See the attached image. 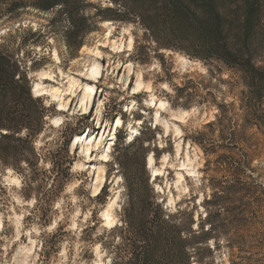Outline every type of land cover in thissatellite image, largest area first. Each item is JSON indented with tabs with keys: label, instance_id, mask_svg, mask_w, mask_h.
<instances>
[{
	"label": "rangeland",
	"instance_id": "obj_1",
	"mask_svg": "<svg viewBox=\"0 0 264 264\" xmlns=\"http://www.w3.org/2000/svg\"><path fill=\"white\" fill-rule=\"evenodd\" d=\"M86 1L102 8L110 7L102 6L106 0ZM95 11L90 8L85 15L93 17ZM55 12L56 10L53 13H41L27 8L19 11L16 18L0 14V30L4 32V35H0V41H3L0 45L10 52L17 51L19 59L22 55H29L26 64L30 87L33 86L34 90V86L37 85L39 91H56L61 94L66 90L68 94L64 95V99L69 101L66 105L68 111H72L74 107L79 110L75 127L64 128L55 139L53 132L56 129L46 130L36 140L34 147L40 159L35 172L37 179L35 183L23 182L21 175L0 168V254L4 253L6 243L4 238L16 237V243L12 244V248L15 249L17 243H28L29 237L25 236L24 232L35 226L41 230L39 237L35 234L31 237L36 264H61V261L63 264H91L95 259L93 248L97 244L89 241L102 235L105 230L120 225L121 207L125 201L124 192L120 193V200L117 201L120 207L109 209V205L115 199V192L121 187L124 188L125 183L122 172L114 162L117 155L115 149L120 140L126 144L125 125L141 120L143 124L140 125V130L145 124L150 123L151 129L156 126V131L146 136L150 142L149 151L144 158L151 187L155 193L165 198L166 205L169 200L172 201L170 207H176L178 204L182 209L196 208L197 212L194 214L196 224L197 214L201 217L205 214L198 203L203 194L210 195L208 180L213 177V173L203 175L206 158L197 146L183 137L192 135L207 122L212 121L215 110L195 104L187 110L172 108L168 104L167 95L173 96V93L160 90L158 85L168 82L179 86L187 80L186 75L198 79L205 74V69L200 63L171 52H160V55H157L151 51L145 60L141 61L139 53L134 52V43L137 41L145 45L141 39L142 33L131 25L113 22L98 23L95 24V28L91 25L81 48L71 53L64 47L62 41V34L67 28L66 22L56 19L51 23ZM105 24L108 27H104ZM114 49L116 51H113ZM53 56L60 61L56 65L59 73L56 68L49 71L55 63ZM39 57L40 60L37 59ZM34 58L38 60L37 70L32 69L33 65H30ZM154 63L159 64V71L153 67ZM109 72L112 76L107 75ZM106 77L109 83L118 82L124 85L125 90L132 95L117 104L113 94L123 93L118 87H107L104 83ZM84 84L95 86L92 94H84L85 89L80 88ZM149 87L152 89L151 93L147 91ZM219 89L221 93L226 91L222 86ZM153 94L157 96V103L152 108H146L143 99ZM47 96L40 95L34 98L43 101ZM225 99L226 103L232 102L231 96H226ZM130 100L136 101V111L132 113L124 111ZM165 101L168 104L167 109L158 107ZM52 107L55 114V105ZM237 110L236 112L240 113ZM117 120L120 121L118 125L115 124ZM237 131L239 132L237 141L230 145L231 143L226 140L225 144L229 146V151L223 153L228 158H234L238 164L244 163L246 157L252 159L250 168L253 169V215H249V218L246 216L248 225L244 228L237 226L236 220H241V217L235 216L236 213L228 216L226 223L229 225L227 230L229 232L226 238H219L218 247L213 241H208L207 247L211 254L203 253L201 264L217 262L264 264V135L254 124L246 134L241 133L238 128ZM228 133L229 131L225 132V137H228ZM70 135L72 136L68 151L71 169L80 163L84 165L85 170L71 171L70 180L61 191L56 167L62 155V145ZM75 138L80 140L72 146ZM84 140L86 141L83 142ZM136 148L122 153L120 157L125 166V177L133 182L135 178L137 180L140 178L139 166L143 157ZM154 151L156 158L153 156ZM105 154H109L112 159H98ZM149 157L152 158V163L151 169L147 170L146 160L148 165ZM49 159L55 163L54 167L48 162ZM152 172L156 175L153 176ZM203 177L206 180H203ZM117 178L121 181L119 184L116 183ZM16 181L20 182L19 188ZM72 184L77 186L69 193L66 189ZM104 184L107 186L106 201L96 203L94 202L96 195L92 191L99 187L101 189ZM14 197L21 203L18 204ZM33 197L36 199L34 205L30 204ZM61 200L63 203L57 208L56 204ZM231 207L241 205L237 203ZM77 211L80 212L79 216H75ZM104 214L109 218V222L114 217H118V222L111 228L102 227ZM20 217L22 219L19 223L22 227L17 230L16 221ZM73 217L75 227L72 226ZM54 221L56 227L52 228ZM45 229L50 231H44ZM228 240L235 244L232 252ZM61 252L65 255L61 256ZM102 264H110V260L104 257Z\"/></svg>",
	"mask_w": 264,
	"mask_h": 264
},
{
	"label": "trees",
	"instance_id": "obj_2",
	"mask_svg": "<svg viewBox=\"0 0 264 264\" xmlns=\"http://www.w3.org/2000/svg\"><path fill=\"white\" fill-rule=\"evenodd\" d=\"M108 2L110 7L102 8L86 0H0V14L16 18L19 11L27 8L41 13L56 10L51 23L56 19L66 22L62 41L71 53L81 48L91 25L95 28V24L102 22L128 24L142 33L145 45L134 43V52L139 53L141 61L151 51L157 55L171 52L198 62L205 69L198 79L186 75L187 80L179 86L169 83L173 96L167 95L172 108L187 110L195 104L215 110L212 121L183 137L206 158L203 175L213 173L208 180L210 195L203 194L198 203L204 216L197 214L195 224L196 208L182 209L177 204L175 212L168 211L165 198L151 187L144 158L150 142L146 136L153 134L156 126L151 129L149 123L132 143L120 140L115 149L114 162L125 178L120 225L89 241L101 245L110 264H201L203 253L211 254L208 241L218 247L219 238H226L228 216L236 213L235 216L241 217L236 220L237 226L244 228L248 225L246 216L253 215L252 159L246 157L244 163L238 164L223 152L229 151L226 140L230 145L237 141V128L246 134L254 124L264 135V0ZM90 8L96 10L93 17L85 15ZM28 58V54L22 55L21 60L17 51L10 52L0 45V168L21 175L23 182L35 183L40 155L34 144L46 131L44 116L54 110L46 109L41 99L32 96ZM37 59L30 63L34 70L39 68ZM220 86L226 89L224 93ZM226 96H231V103H226ZM71 136L62 145L56 167L61 191L71 177L68 151ZM135 147L143 156L139 166L142 175L133 182L125 177L120 157ZM153 156L157 157L155 151ZM48 162L54 167L52 159ZM106 190L104 184L94 202L104 203ZM237 203L241 207H231ZM228 241L232 252L235 244Z\"/></svg>",
	"mask_w": 264,
	"mask_h": 264
},
{
	"label": "clouds",
	"instance_id": "obj_3",
	"mask_svg": "<svg viewBox=\"0 0 264 264\" xmlns=\"http://www.w3.org/2000/svg\"><path fill=\"white\" fill-rule=\"evenodd\" d=\"M102 6H110V4L106 0V2ZM104 27H108V25L105 24ZM0 35H4V32L2 30H0ZM0 43H3V41H0ZM130 46L131 45L129 44V47ZM113 51H116V49H114ZM52 59L55 61V63L49 68V71H52V69L56 68V65L60 63L59 59L56 58L55 56H53ZM153 67L156 69V71H159L158 63H154ZM56 71L57 73L60 72L58 68H56ZM107 75L112 76V73L109 72ZM176 82L179 83V80H177ZM104 83L107 87H118L120 89V92L123 93V95L113 94L114 99L117 102V104H119L120 100H125L126 98L132 95L130 92L125 90L124 85L119 84L118 82L109 83L107 77L105 78ZM80 88L85 89L86 93H91L95 90L94 85L89 87L88 85L84 84V85H81ZM158 88L160 90L166 91L167 93H173V87L168 82L160 83L158 85ZM147 91L151 93L152 89L149 87ZM67 94L68 93L66 90L63 94L59 92H53L50 95H48L47 98L43 99L42 101L43 106L46 109H50L53 105H55V114L52 111H49L44 116V120L46 122L45 123L46 130L51 131L52 129H56V131L53 132V139H55L64 128L68 126L75 127V120H76L77 115L79 114V110L78 108L74 107L72 111L70 112L68 111L66 105L69 101L64 99V95H67ZM72 95H75V93H72ZM161 99H162V96H161ZM77 103H78V100H77ZM156 103H157V96L154 94L149 95L147 98L143 99V104L146 108H152L156 105ZM159 107L161 109H167L168 104L165 101L163 103H160ZM124 111L128 113H132L136 111V101L130 100L128 105L124 107ZM63 113H67V115H64ZM142 123L143 121L141 120V121H135L134 124L128 123L125 125L126 133H127L125 135L126 143L128 144L132 143L133 140H135V138L140 135V125ZM98 159L110 160L112 159V157L109 154H105L103 156L98 157ZM149 159H151V157H149ZM44 167H50V165H44ZM84 170H85L84 165L80 163H77L75 167L71 169L72 172L84 171ZM120 182H121L120 179L117 178L116 183L119 184ZM15 183H16L17 188L21 186L19 181H16ZM76 186H77L76 184H72L70 187L66 189V191L70 193L72 192L73 188H75ZM123 192H125V188L123 187L119 188L118 191L115 192V199H113L111 204L109 205L110 210L120 207V205L117 204V201L120 200V193H123ZM14 199H16L18 204L21 203V201L18 198L14 197ZM35 203H36V199L35 197H33V199L30 201V204L34 205ZM62 203H63V200H61L58 204H56V207L57 208L60 207V204ZM171 205H172V201L169 200L168 205H166L168 211L175 212L176 211L175 207H170ZM79 215H80V212L77 211L75 213V216H79ZM20 219H22V217L17 218V221H16L17 230H19L22 227V225L19 223ZM117 222H118V217L111 218L110 222L107 224V227L111 228ZM72 226L73 227L76 226L75 217H73ZM55 227H56V222L54 221L52 224V228H55ZM40 231H41L40 229L33 226L30 230L24 232V235L29 237L28 243L27 244L23 242L17 243L15 249L12 248V244L16 243V237H13L12 239L4 238L6 243L4 246V253L0 254V264H36V257L33 255L32 247H31V244H32L31 237L33 234H35L36 237H39ZM44 231H50V229H45ZM93 252L95 254V259L91 261V264H102L104 257L107 255L106 251L102 249L100 244H97L93 248ZM60 255L64 256L65 253L61 252ZM5 256H8V258H4ZM61 264H63L62 261H61ZM217 264H219V262H217Z\"/></svg>",
	"mask_w": 264,
	"mask_h": 264
},
{
	"label": "bare ground",
	"instance_id": "obj_4",
	"mask_svg": "<svg viewBox=\"0 0 264 264\" xmlns=\"http://www.w3.org/2000/svg\"><path fill=\"white\" fill-rule=\"evenodd\" d=\"M98 74V73H97ZM99 75V74H98ZM46 79H48V78H46ZM89 86V85H88ZM89 87H91V86H89ZM53 92H56V91H39V89H38V87H37V85L36 86H34V90H33V93H34V97H38V96H40V95H50L51 93H53ZM93 92H91V93H86V90H85V92H84V94H86V95H90V94H92ZM81 101H83V100H81ZM158 107H159V105H158ZM120 123V121L119 120H117L116 121V125H118ZM105 131V130H104ZM87 138L88 137H86L85 139L87 140ZM77 140H80V139H77V138H75V140H74V142L72 143V146H74L75 144H76V141ZM86 140H84L83 142H85ZM151 163H152V158L151 159H149L148 158V169L150 170L151 169ZM152 175L153 176H155L156 175V173L155 172H152ZM100 190V187L99 188H96V189H94V191H92V193H94V195H97V193H98V191ZM104 216V220L102 221V227H107V224L109 223V218L104 214L103 215Z\"/></svg>",
	"mask_w": 264,
	"mask_h": 264
},
{
	"label": "water",
	"instance_id": "obj_5",
	"mask_svg": "<svg viewBox=\"0 0 264 264\" xmlns=\"http://www.w3.org/2000/svg\"><path fill=\"white\" fill-rule=\"evenodd\" d=\"M31 94H32V96H33V86H32V88H31ZM33 97H34V96H33ZM146 169L149 170V169H148V165H147V160H146ZM150 178H151V176H150Z\"/></svg>",
	"mask_w": 264,
	"mask_h": 264
}]
</instances>
